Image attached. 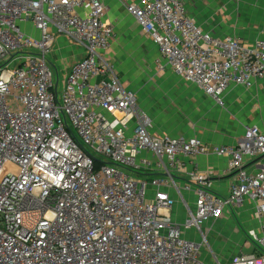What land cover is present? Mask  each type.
Listing matches in <instances>:
<instances>
[{
    "label": "built area",
    "instance_id": "obj_1",
    "mask_svg": "<svg viewBox=\"0 0 264 264\" xmlns=\"http://www.w3.org/2000/svg\"><path fill=\"white\" fill-rule=\"evenodd\" d=\"M119 1L166 67L217 105L230 86L264 80V40L205 32L184 0ZM106 13L103 0H0V264H205L184 232L205 242L203 225L247 199L262 232L249 235L264 246V132L247 127L234 146L152 133L108 58L115 30ZM58 37L84 52L60 93L48 61ZM207 155L228 159L235 181L227 197L197 188L190 207L182 191L191 186L176 175L186 159ZM251 161L257 171L246 169ZM188 178L209 181L196 169ZM174 192L187 209L182 226ZM229 264H264V256Z\"/></svg>",
    "mask_w": 264,
    "mask_h": 264
},
{
    "label": "crops",
    "instance_id": "obj_2",
    "mask_svg": "<svg viewBox=\"0 0 264 264\" xmlns=\"http://www.w3.org/2000/svg\"><path fill=\"white\" fill-rule=\"evenodd\" d=\"M184 1L190 16L195 20L196 24L205 32L213 34L211 30L201 25L194 17L195 15H193L189 6L191 0ZM103 2L106 6H109L108 3L110 0H103ZM105 21H108L107 16ZM216 37L225 38L226 36ZM237 38L245 42L241 37ZM57 39L58 42H56V44H64L68 40L65 37H58ZM259 39L264 40V32L261 34V37L256 40ZM79 48V54L74 56L73 64L84 57L83 48ZM113 66L117 71L115 64H113ZM69 72L70 69L68 73ZM118 75L125 86L130 91L134 92L131 87L127 86L120 74ZM196 88L201 94L193 98L194 102L190 107L192 110H196V112L199 113L201 120L191 124L188 121H186V123H180L178 121L171 123L168 119L160 117L156 118V122L158 123H156L155 126V122H153L146 113L152 122L153 127L151 132L158 135H168L170 137H197L205 144L219 146H234L237 141L243 137L247 127H257L264 132V80L258 81L252 89L230 86L223 94V106L217 105L212 98L206 96L198 87ZM136 96L139 106V98L137 94ZM228 162V159L216 155L199 156L195 159L185 160V170L180 175H176V180L181 188L185 185L191 186L190 190L182 191L183 198L189 206H191L190 202L192 198L193 202L191 207L194 206L196 199L195 190L199 187L209 188L211 192L222 197H227L230 194L231 185L235 181L236 175L229 170ZM194 164L197 165L196 168ZM245 167L250 172L259 169V165L256 161L247 163ZM195 169L200 174L209 176V181L207 184H204V186L202 184L190 182L188 175ZM173 194L176 199L174 208H180V213L174 210L175 218L173 217V219L180 225L182 224L180 223V218L183 212L186 213L187 217V209L185 203L181 201L178 194L175 192ZM253 230L261 236V224L256 216V203L247 199L239 207H228L220 220L210 221L203 225L202 231L206 237L205 242L202 236L194 231L184 232V237L201 245L200 258L205 264H217V262L229 264L236 256L252 254L264 256V246L255 243L249 235V232Z\"/></svg>",
    "mask_w": 264,
    "mask_h": 264
},
{
    "label": "rangeland",
    "instance_id": "obj_3",
    "mask_svg": "<svg viewBox=\"0 0 264 264\" xmlns=\"http://www.w3.org/2000/svg\"><path fill=\"white\" fill-rule=\"evenodd\" d=\"M189 3L198 22L216 36H237L247 44H252L264 32V0H191ZM108 5L107 22L115 27L108 58L115 64L127 86L138 95L141 111L149 115L155 126L158 123L156 118L160 117L171 123L188 121L191 124L201 120L199 113L190 107L193 98L201 94L197 86L185 82L166 67L158 48L141 31L136 20L119 0H110ZM26 31L35 37L39 35L37 30L30 27H26ZM79 51L77 45L67 40L64 44L57 43L48 57L55 82L58 72L59 93L63 78ZM131 174L138 179L144 178L136 172ZM174 207L173 217L174 210L180 213V208ZM185 218L186 213L183 212L180 226L184 224Z\"/></svg>",
    "mask_w": 264,
    "mask_h": 264
}]
</instances>
